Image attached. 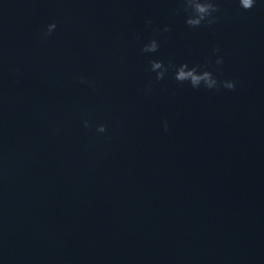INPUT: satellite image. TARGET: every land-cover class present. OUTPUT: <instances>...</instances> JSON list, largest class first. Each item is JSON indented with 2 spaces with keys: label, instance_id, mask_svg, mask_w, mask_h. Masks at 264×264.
Here are the masks:
<instances>
[{
  "label": "water",
  "instance_id": "95a60500",
  "mask_svg": "<svg viewBox=\"0 0 264 264\" xmlns=\"http://www.w3.org/2000/svg\"><path fill=\"white\" fill-rule=\"evenodd\" d=\"M215 3L0 0V264H264V0Z\"/></svg>",
  "mask_w": 264,
  "mask_h": 264
},
{
  "label": "clouds",
  "instance_id": "9594fccd",
  "mask_svg": "<svg viewBox=\"0 0 264 264\" xmlns=\"http://www.w3.org/2000/svg\"><path fill=\"white\" fill-rule=\"evenodd\" d=\"M256 0H238L239 7L244 10H250L254 7ZM183 11L186 14L185 24L190 28H197L202 25L211 26L217 22L218 17L214 14L219 13L221 10L215 0H182V9L178 11ZM148 23H151L148 21ZM57 28L55 22L49 23L45 26L42 32L43 38H48L52 35L54 30ZM164 32L170 31V28L166 25L162 29ZM159 43L156 39H152L147 43L143 44L140 48L141 53H155L158 51ZM220 51L219 48H213V54ZM217 65L223 64V58L218 57L215 61ZM150 71L155 73V80L161 81L165 78V75L169 71L170 67L174 68L173 79L178 83L183 84L187 82L193 89H199L203 87L207 90L219 91L220 88H225L228 90H234L235 84L233 81L225 80L218 81L212 72L206 70V65H194L189 67L188 64L183 63L178 66H165L162 61L150 60ZM81 83L89 84L93 86L85 78H80ZM151 89H145V92H150ZM83 126L85 128L92 127L90 121L85 119L83 121ZM97 133H105L106 126L104 124H97L95 127ZM163 130L168 131L167 121H163Z\"/></svg>",
  "mask_w": 264,
  "mask_h": 264
}]
</instances>
